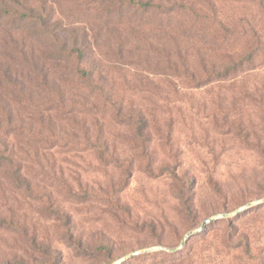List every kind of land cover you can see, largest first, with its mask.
<instances>
[{
	"label": "rangeland",
	"instance_id": "374dc122",
	"mask_svg": "<svg viewBox=\"0 0 264 264\" xmlns=\"http://www.w3.org/2000/svg\"><path fill=\"white\" fill-rule=\"evenodd\" d=\"M154 1L0 0V145L38 187L0 163V264H264V51L191 81L221 80L205 62L246 26L264 49V8ZM120 107L150 121L145 146Z\"/></svg>",
	"mask_w": 264,
	"mask_h": 264
},
{
	"label": "trees",
	"instance_id": "16d2710c",
	"mask_svg": "<svg viewBox=\"0 0 264 264\" xmlns=\"http://www.w3.org/2000/svg\"><path fill=\"white\" fill-rule=\"evenodd\" d=\"M261 6L264 8V0H260ZM188 4V3H186ZM5 5V4H4ZM3 4L1 5L4 6ZM6 6V5H5ZM139 9H152L155 7V1L154 0H147L146 4H143L142 2L138 3ZM176 9H185L193 18H195L198 21H201V19L204 18V12L202 9H199L196 5H184V6H179L176 4L171 5L170 7H167L166 14L171 13V12H176ZM165 14V13H164ZM248 27L241 29L239 32H233V36L237 37V39H240L244 45L243 48L237 49L235 48L234 51L231 54H223L222 57L219 59H208L205 62L204 65V71H205V76L209 78H215V77H220L221 80H191L193 85H196L195 88L202 87L207 84H212L214 82H219V81H225L223 79L228 78L231 75H236L241 71V69L246 65V64H251L254 61V58L257 53L263 52L264 49L261 48V39L257 36V33L255 31H251L248 33ZM225 33L231 34L229 30L225 29ZM250 33L252 34V37L250 38L249 35ZM256 36V37H255ZM79 45V44H77ZM63 47L67 46V43L62 44ZM78 47H81L78 46ZM78 55L76 56L77 62L80 63L83 57V52L81 48H78L76 50ZM70 57L74 58L75 54L73 51H70ZM90 73L92 70L89 71ZM88 74V72H86ZM195 76V74H194ZM92 87L96 88V90H99L100 94L102 97H104V104H114L116 101L113 100V98H110L109 91L112 89L110 88L109 91L106 90V88L101 84V83H95L92 82L91 84ZM58 92V91H57ZM112 92V91H111ZM59 97L61 93H59ZM116 105V104H115ZM115 107V106H114ZM117 114L118 118L125 119L122 120V123H125L127 121H132L134 124L131 125L132 133L134 136V140L142 141L143 145L145 146V143H149L151 141V136H149L148 130L150 129V121L146 118V115L143 113H138L134 114L133 112L124 114L123 109L117 108ZM100 139V138H98ZM4 145H0V163L5 162L9 166L13 167L12 170H9L8 173V178L13 184H16L20 188H25L27 191H35L38 187H35L32 185L31 180L23 174V169L22 165L20 162H17L15 159V155L11 152H9L8 149L3 148ZM11 210H9L10 213ZM4 223H7L9 225H12L15 223L13 216H9L5 214V212L0 213V225H3ZM190 246L186 245L183 249L182 252L186 254H190ZM181 253H176L175 255H180Z\"/></svg>",
	"mask_w": 264,
	"mask_h": 264
},
{
	"label": "water",
	"instance_id": "95a60500",
	"mask_svg": "<svg viewBox=\"0 0 264 264\" xmlns=\"http://www.w3.org/2000/svg\"><path fill=\"white\" fill-rule=\"evenodd\" d=\"M213 220H214V219H208V220L204 221L203 224H202V226L200 227L199 230H195V231H193V232L188 233L187 236H186V238H185V240L182 242L181 247L185 244L186 240H187L189 237H191L193 234H196V233H199L200 231H202V230L205 228V226H206L208 223L212 222ZM138 254H139V253H136L135 255H138Z\"/></svg>",
	"mask_w": 264,
	"mask_h": 264
}]
</instances>
